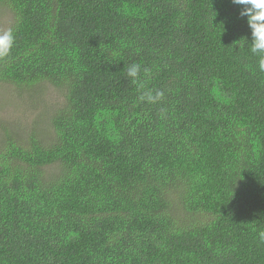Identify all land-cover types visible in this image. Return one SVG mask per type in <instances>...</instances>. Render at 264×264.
I'll list each match as a JSON object with an SVG mask.
<instances>
[{
  "label": "trees",
  "instance_id": "obj_1",
  "mask_svg": "<svg viewBox=\"0 0 264 264\" xmlns=\"http://www.w3.org/2000/svg\"><path fill=\"white\" fill-rule=\"evenodd\" d=\"M2 8L15 43L0 81L63 100L50 134L12 126L0 140V264H264V72L239 6ZM149 89L162 98L140 101Z\"/></svg>",
  "mask_w": 264,
  "mask_h": 264
},
{
  "label": "rangeland",
  "instance_id": "obj_2",
  "mask_svg": "<svg viewBox=\"0 0 264 264\" xmlns=\"http://www.w3.org/2000/svg\"><path fill=\"white\" fill-rule=\"evenodd\" d=\"M11 21L10 11L0 9V32L7 30ZM62 100V92L46 82L20 91L15 85L0 81V140L12 126L17 130L45 129L50 134L48 119Z\"/></svg>",
  "mask_w": 264,
  "mask_h": 264
},
{
  "label": "clouds",
  "instance_id": "obj_3",
  "mask_svg": "<svg viewBox=\"0 0 264 264\" xmlns=\"http://www.w3.org/2000/svg\"><path fill=\"white\" fill-rule=\"evenodd\" d=\"M232 3L239 6L241 17H246L247 24L251 30L250 52L259 57L258 69L264 72V0H232ZM15 43L13 29L9 28L0 32V59L10 55L11 49ZM149 69H143L144 75H149ZM141 66L132 64L127 69V77L131 78L133 84H137L140 89L145 88V83L140 79ZM163 96L162 91H153L151 89L142 92L139 96L140 101L155 103ZM260 242H264V231L258 233Z\"/></svg>",
  "mask_w": 264,
  "mask_h": 264
}]
</instances>
